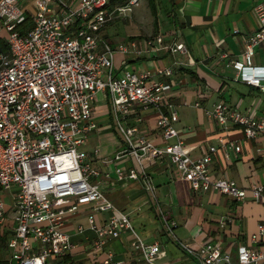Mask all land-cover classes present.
Segmentation results:
<instances>
[{
  "label": "built area",
  "instance_id": "built-area-1",
  "mask_svg": "<svg viewBox=\"0 0 264 264\" xmlns=\"http://www.w3.org/2000/svg\"><path fill=\"white\" fill-rule=\"evenodd\" d=\"M108 3L109 0H78L72 7L63 0H33L34 14L30 16L22 10L19 0H0V30L6 34L3 42L7 46V52L0 51V194L9 192L13 213L12 226L8 228L11 235L6 243V264H72L61 261L77 247L63 227L82 208L108 214L102 226L96 225L94 215H88V228L96 236L90 246L92 253L126 232L130 235L129 247L141 255L143 264H159L162 255L158 245L145 244L134 233L128 216L116 209L94 182L99 174L91 167L87 155L78 150L96 130L91 109L99 94L107 99L112 121L125 146L105 163L131 156L140 173L129 169L125 178L140 180L150 198L154 199V188L141 168L144 158H167L178 179L188 183L193 192L212 191L235 202L245 197L246 191L232 181L209 175L213 147H208L198 159H191L178 140L154 146L137 134L136 127L122 123L133 108L140 112L154 110L157 113L154 127L160 138L176 139L172 127L175 110L168 104L162 111L170 83L151 79L169 77L171 70L114 74V54H126L127 48L118 45L112 49L99 36L114 17L129 13L137 0H127L111 10L106 8ZM252 12L257 28L240 37V53L227 66L233 70L235 81L264 94V67L251 65L254 49L264 48V4H256ZM27 21L30 26L24 30L22 26ZM232 34L236 35L237 31L233 30ZM144 45L146 49L169 54L185 52L182 43L163 44L160 36ZM129 47L131 53L139 54L132 42ZM206 114L221 128L227 124L240 128L245 139L264 133V117L252 118L229 110L222 102ZM228 146L235 153L239 150L237 145ZM122 178L118 173L117 179ZM262 190V186L252 185L247 191L253 200H258ZM6 214L5 203L0 198L2 231H7L9 223ZM158 215L170 238L193 264H264L263 224L257 225L248 236L249 244L254 247L237 245L235 262L231 263L230 254L217 244L206 243L191 249L176 240L175 223L165 220L160 211ZM229 222L230 218L221 217L218 225ZM84 231L78 226L74 235ZM102 264L126 263L108 253Z\"/></svg>",
  "mask_w": 264,
  "mask_h": 264
},
{
  "label": "crops",
  "instance_id": "crops-1",
  "mask_svg": "<svg viewBox=\"0 0 264 264\" xmlns=\"http://www.w3.org/2000/svg\"><path fill=\"white\" fill-rule=\"evenodd\" d=\"M63 1L74 7L78 0ZM143 2L149 16L142 23L117 16L105 25L99 36L106 39L112 49L118 45L127 48L126 54H114V74L122 71L153 73L164 68L171 70L169 77L153 76L151 79L170 83V90L162 101V111L168 104L174 108L176 118L172 127L176 131V139L164 141L160 138L154 127L157 118L154 110L140 112L133 108L122 123L136 127L137 134L154 146L178 140L191 159H198L208 147H213L215 151L210 157L209 175L232 181L236 187L246 191L245 197L235 202L212 191L193 192L188 183L178 179L177 171L167 158H144L141 168L154 188V199L150 198L143 191L140 180L125 178L129 169L140 173L131 156L105 163L125 146L112 121L104 94L97 96L91 109L96 130L88 135L78 150L87 155L91 167L99 174L94 182L112 205L128 216L134 233L133 226L139 224L140 233L135 234L140 240L145 244L158 245L162 257L157 263L193 264L158 221V214H154L155 206L165 220L175 223L173 235L176 240L186 243L191 249L206 243L217 244L233 257L237 245L254 247V244H249L248 236L255 232L257 225H264V133H257L250 140L245 139L240 128L230 124L221 128L206 113L216 103L222 102L229 110L252 118L264 117V94L235 81L233 70L227 66L228 61L240 53V37L257 28L252 8L256 4H264V0ZM19 3L23 11L30 16L34 14L33 0H19ZM233 30L237 31L236 35L232 34ZM158 36L163 44L173 41L182 43L185 52L169 54L146 49L144 42ZM130 42L139 54L130 52ZM251 65L264 67V48L254 49ZM229 144L237 145L238 152L235 153ZM118 173L123 176L121 180L117 179ZM252 185L263 187L258 200H253L247 191ZM81 212L84 216L94 215L97 226H102L108 217L107 213H91L87 208ZM80 213L69 217L63 227V231L70 234L77 244L76 249L61 258L63 263L102 264L106 254L111 253L113 259L126 264H143L141 255L129 247L130 235L126 232H121L117 239L92 253L90 246L96 236L89 230L87 222L86 226L81 224L84 218L80 217ZM221 217L230 218V222L220 227L218 221ZM8 222L11 227L12 222ZM78 226L85 231L74 235ZM10 235L9 232L8 237Z\"/></svg>",
  "mask_w": 264,
  "mask_h": 264
},
{
  "label": "rangeland",
  "instance_id": "rangeland-1",
  "mask_svg": "<svg viewBox=\"0 0 264 264\" xmlns=\"http://www.w3.org/2000/svg\"><path fill=\"white\" fill-rule=\"evenodd\" d=\"M143 0H137V5L136 6H133L131 7L130 11L131 13H127L125 15V17H122L124 20H128V21H132L133 23H138L143 20H145L149 15L147 13V9H144V6H143ZM127 18V19H126ZM30 26V22L27 21L24 25H23V29H26ZM6 37V34L4 31L0 30V38H5ZM102 121V120H100ZM79 149V148H78ZM0 198L2 199V201L5 203V208L7 210V214H6V220L7 221H12V217H13V213H12V210H11V200H10V196H9V192L7 191H4L0 194ZM84 209V208H83ZM81 209L80 212L83 210ZM79 212V213H80ZM158 214L159 213V210L157 209V206H155V209H154V214ZM82 214L80 217L81 218H84L83 221H81V224L83 226H86V222H87V218H88V215H85L84 216V213H80ZM158 221L160 222V216L158 215ZM88 223V222H87ZM161 223V222H160ZM7 228V231H8V228L9 226H6ZM134 230H135V233H140V229H141V226L139 224L133 226ZM2 229L3 227L0 226V233L2 232ZM148 229V227L146 228ZM145 229V230H146ZM6 231V230H5ZM2 234V233H1ZM230 262L231 263H234L235 262V251H234V256L230 258Z\"/></svg>",
  "mask_w": 264,
  "mask_h": 264
},
{
  "label": "trees",
  "instance_id": "trees-1",
  "mask_svg": "<svg viewBox=\"0 0 264 264\" xmlns=\"http://www.w3.org/2000/svg\"><path fill=\"white\" fill-rule=\"evenodd\" d=\"M127 0H109V3L106 8H112L115 5L121 6L125 4ZM23 29V26H22ZM25 30V29H24ZM0 51L1 52H7V46L3 42V40L0 38ZM2 233V234H1ZM0 233V264H6V243L8 240V231H2Z\"/></svg>",
  "mask_w": 264,
  "mask_h": 264
}]
</instances>
